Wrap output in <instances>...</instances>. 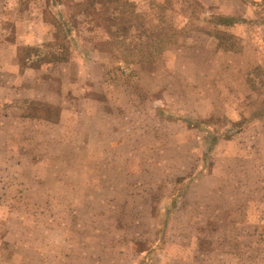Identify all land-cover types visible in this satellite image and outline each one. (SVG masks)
<instances>
[{
	"label": "rangeland",
	"instance_id": "rangeland-1",
	"mask_svg": "<svg viewBox=\"0 0 264 264\" xmlns=\"http://www.w3.org/2000/svg\"><path fill=\"white\" fill-rule=\"evenodd\" d=\"M234 1L0 0V264H264V0Z\"/></svg>",
	"mask_w": 264,
	"mask_h": 264
},
{
	"label": "trees",
	"instance_id": "trees-1",
	"mask_svg": "<svg viewBox=\"0 0 264 264\" xmlns=\"http://www.w3.org/2000/svg\"><path fill=\"white\" fill-rule=\"evenodd\" d=\"M233 21H234V19H232L230 22H229L228 20L226 21V20H224V19H221V20L218 22V24H220V25H225V26L235 25V24L237 23V21H234V23H233ZM69 29L72 31L71 28H69ZM67 30H68V29H67ZM121 32H122V30L118 28L117 31H116V33H114V36H116L115 38H120V37H122V36H120ZM229 37L232 38L233 35L231 34V35H229ZM45 118H47V117H45Z\"/></svg>",
	"mask_w": 264,
	"mask_h": 264
},
{
	"label": "crops",
	"instance_id": "crops-1",
	"mask_svg": "<svg viewBox=\"0 0 264 264\" xmlns=\"http://www.w3.org/2000/svg\"><path fill=\"white\" fill-rule=\"evenodd\" d=\"M234 2L238 3V5L241 7V9H243V11H248V10H250V7H248L246 3L241 2V1H239V0H236V1H234ZM244 9H245V10H244ZM234 10H235V8H234ZM238 10H239V9H238Z\"/></svg>",
	"mask_w": 264,
	"mask_h": 264
}]
</instances>
